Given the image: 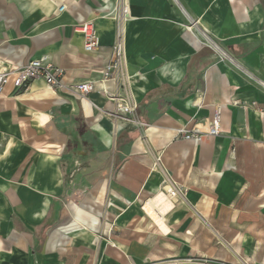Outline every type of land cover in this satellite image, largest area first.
I'll list each match as a JSON object with an SVG mask.
<instances>
[{"label": "crops", "instance_id": "1", "mask_svg": "<svg viewBox=\"0 0 264 264\" xmlns=\"http://www.w3.org/2000/svg\"><path fill=\"white\" fill-rule=\"evenodd\" d=\"M116 1L0 0V71L46 56L66 85L97 86L79 97L43 80L23 91L10 82L0 97V264L154 262L161 238L189 229L193 210L242 198L260 199L264 212V89L243 71L264 80V0H126L122 21L101 9ZM79 21L95 24L101 49L84 50ZM118 40L125 62L103 83ZM105 87L136 105L137 122L110 114ZM216 112L219 135L197 129ZM181 128L200 138H180ZM97 130L115 146L82 141ZM170 184L182 195L165 207ZM116 214L122 232L146 230L157 246L131 239L115 257Z\"/></svg>", "mask_w": 264, "mask_h": 264}, {"label": "rangeland", "instance_id": "2", "mask_svg": "<svg viewBox=\"0 0 264 264\" xmlns=\"http://www.w3.org/2000/svg\"><path fill=\"white\" fill-rule=\"evenodd\" d=\"M203 39L208 42L207 38ZM82 141L103 147L115 146V140L111 137L105 139L100 130ZM260 202V199L235 198L223 208L206 206L201 212L193 210L186 219L189 229L172 231L166 238H161L159 246L155 238L145 242L143 237L149 233L146 230L132 232L130 237L129 233L122 232L116 214L111 228L116 244L114 255L116 257L120 251L118 248L124 251L131 239H141L144 248L153 247L156 243L158 257L162 259L139 264H264V212H255ZM94 203L95 207L104 208L108 205V199L98 196ZM111 208L115 212L122 210L117 204ZM238 247H243L246 256L239 254ZM127 263L128 259L124 256L119 260L115 258L113 264Z\"/></svg>", "mask_w": 264, "mask_h": 264}, {"label": "built area", "instance_id": "3", "mask_svg": "<svg viewBox=\"0 0 264 264\" xmlns=\"http://www.w3.org/2000/svg\"><path fill=\"white\" fill-rule=\"evenodd\" d=\"M101 9L106 11L107 15L112 16L119 21L126 20L129 17V7L126 3V0H117L113 9H111L107 3L102 6ZM73 30L75 32H80L83 35L84 50L86 52L93 53L101 49L100 38L93 22L79 21L73 25ZM204 37L207 38L206 36ZM210 43L218 51L221 58L227 59L240 67V64L233 57H230L227 52L221 49L217 43L212 41H210ZM124 62V45L121 40H118L113 45L111 59L101 70L103 75L102 82L104 83L109 80H116L118 77V72ZM243 71L261 88L264 89V80L260 79L252 72H249L245 69H243ZM64 76L65 70L49 61L48 57L43 56L41 58H34L13 68L12 70L9 69L0 71V97L10 82H13L19 90H25L28 88L31 82L43 80L48 86L55 88L65 87L79 97H86L97 88L96 81L92 80L66 85L64 83ZM102 92L109 100L108 108L111 112L110 114L114 115L115 117L118 116V114H131L134 118L136 117L137 110L135 104L127 103L125 99L119 96L117 92L109 88H102ZM134 122H137V118L134 119ZM115 123L116 131L121 130V125H119L117 122ZM221 131V116L219 112H216L211 119L207 133L211 136H217L221 133ZM179 133V137L186 140H198L200 138V133L189 131L185 128H181ZM171 186V190H166L167 193H171V195L174 197H179L182 195L181 189L176 184Z\"/></svg>", "mask_w": 264, "mask_h": 264}, {"label": "bare ground", "instance_id": "4", "mask_svg": "<svg viewBox=\"0 0 264 264\" xmlns=\"http://www.w3.org/2000/svg\"><path fill=\"white\" fill-rule=\"evenodd\" d=\"M198 130H200L201 132H208L209 130V127L204 129V130H201L200 128H197ZM172 186L171 185H165L164 186V193L162 196H160L159 200L163 203H161L162 205L163 204H167L165 207H168L169 203H171V201L175 200L177 197H174L171 195V193H167L166 190H171ZM157 199V198H156ZM151 203V202H150ZM157 205V204H155ZM171 206V205H170ZM149 212H151L154 216L156 214L155 212V208H152V206H149ZM154 212V213H153ZM157 215V214H156Z\"/></svg>", "mask_w": 264, "mask_h": 264}]
</instances>
